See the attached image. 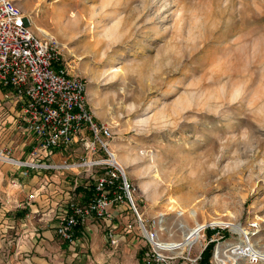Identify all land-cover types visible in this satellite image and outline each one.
Returning <instances> with one entry per match:
<instances>
[{"label":"rangeland","instance_id":"obj_1","mask_svg":"<svg viewBox=\"0 0 264 264\" xmlns=\"http://www.w3.org/2000/svg\"><path fill=\"white\" fill-rule=\"evenodd\" d=\"M20 5L32 14V32L54 40L68 71L86 81L89 108L111 128L143 219L166 215L174 238L195 226L190 213L198 224L255 222L254 241L264 247V0ZM68 153L71 161L84 156L79 146ZM126 216L118 230L130 233L116 245L92 220L75 252L66 251L52 221V252L28 253L40 259L30 263L0 252V264H141L145 243Z\"/></svg>","mask_w":264,"mask_h":264},{"label":"built area","instance_id":"obj_2","mask_svg":"<svg viewBox=\"0 0 264 264\" xmlns=\"http://www.w3.org/2000/svg\"><path fill=\"white\" fill-rule=\"evenodd\" d=\"M23 1L0 0V91L16 110V130L31 134L36 145L25 160H14L8 152L0 157L20 168L23 177L32 172L62 175L64 193L52 211L58 238L72 247L79 239L75 230L80 227L83 235L87 223L96 220L116 245L119 234L130 233L124 226L117 232V219L131 213L145 243L141 264H201L202 252L210 244L207 264H264V247L254 241L258 223L240 226L236 232L228 222L206 221L174 238L164 216L143 219L131 196L133 187L110 147L111 128L89 108L86 81L68 71L54 40L32 32V14L23 11ZM77 146L84 156L71 161L65 155ZM54 154L60 161L47 162ZM85 176L91 179L83 183ZM39 196L31 190L26 203L17 208L29 206Z\"/></svg>","mask_w":264,"mask_h":264},{"label":"crops","instance_id":"obj_3","mask_svg":"<svg viewBox=\"0 0 264 264\" xmlns=\"http://www.w3.org/2000/svg\"><path fill=\"white\" fill-rule=\"evenodd\" d=\"M15 116L16 110L4 101L0 91V153L5 155L8 152V157L22 161L28 157L36 142L31 134L16 130ZM46 161L59 162L60 155L54 154ZM20 171V168L0 161V252H3V255L6 251L13 252V255L9 256L13 261V256L16 259L18 254L23 253L20 257H27L24 261L30 263L40 259L37 255L28 253L48 254L53 251V246L45 239H52L54 231L49 230L53 227L50 222L55 221L52 211L55 200H58V195L63 194L64 190L60 174L41 172L36 175L32 172L28 177H23ZM31 190L40 194L36 202L18 209L19 204L26 203V196ZM39 211L42 214L36 215ZM117 221L120 222L119 219ZM84 230L90 232L88 226ZM39 237L37 241L35 238ZM99 246L95 245L96 250H99ZM64 248L66 251L72 249L75 252V248ZM77 254L78 252L71 254V257L77 258ZM24 261L21 264H26Z\"/></svg>","mask_w":264,"mask_h":264},{"label":"bare ground","instance_id":"obj_4","mask_svg":"<svg viewBox=\"0 0 264 264\" xmlns=\"http://www.w3.org/2000/svg\"><path fill=\"white\" fill-rule=\"evenodd\" d=\"M37 6L38 5H34V9H36L37 8ZM33 9V10H34ZM41 34H44V36H45V34H46V32L43 30V29H37ZM116 157V159H117V156H115ZM0 161L1 162H9L8 160H6L4 157H0ZM117 161H118V159H117ZM118 163H119V161H118ZM120 164V163H119ZM121 165V164H120ZM122 167V166H121ZM123 168V167H122ZM124 169V168H123ZM160 216H166V215H160ZM159 216V217H160ZM189 216H190V218L192 219V221H193V223H194V225H197L198 224V222H197V218H196V216L194 215V214H189ZM213 222H215V223H220V222H222L221 220H215V221H213ZM228 223H229V225H232V230H234V231H236V232H240V225H238V224H234V223H232V222H229L228 221ZM185 232V231H184ZM184 232H182L183 234H184ZM241 264H244V263H241Z\"/></svg>","mask_w":264,"mask_h":264},{"label":"trees","instance_id":"obj_5","mask_svg":"<svg viewBox=\"0 0 264 264\" xmlns=\"http://www.w3.org/2000/svg\"><path fill=\"white\" fill-rule=\"evenodd\" d=\"M79 191L81 189H78ZM76 234L80 233V227L75 230ZM213 248V244H210L206 247V249L202 252L201 264H207L208 258L210 256L211 250ZM141 252V251H140Z\"/></svg>","mask_w":264,"mask_h":264}]
</instances>
